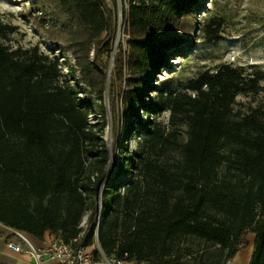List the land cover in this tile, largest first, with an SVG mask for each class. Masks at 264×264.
Here are the masks:
<instances>
[{"label":"trees","instance_id":"1","mask_svg":"<svg viewBox=\"0 0 264 264\" xmlns=\"http://www.w3.org/2000/svg\"><path fill=\"white\" fill-rule=\"evenodd\" d=\"M29 1L28 17L37 31L58 50L72 52L90 92L81 91L73 66L78 89L39 47L12 50L0 44V223L30 238L43 241L50 234L77 248L85 212L92 209L89 229L98 220V205L90 198L100 191L110 162L102 137L114 14L106 0ZM199 2L129 0L123 8L129 39L115 56L110 106L117 118L121 98L123 136L136 122L142 135L137 153L119 151L116 178L129 181L112 179L103 187L99 242L108 259L207 264L204 252L181 262L176 244L192 237L225 250L227 264L253 232L250 264H264V115L233 109L238 95L264 90V71L245 74L223 65L190 85L194 95L154 84L183 43L178 34L190 37L199 28ZM171 30L177 34L167 36ZM14 31L0 22V37ZM204 32L208 42L220 40L211 24ZM83 93L95 94L100 103L81 99ZM93 109L100 127L89 122ZM165 112L171 126H187L188 136L179 147L182 159L169 163L155 157L167 153L175 138L156 123ZM87 238L91 246L93 233ZM95 257L100 259L97 251Z\"/></svg>","mask_w":264,"mask_h":264},{"label":"rangeland","instance_id":"2","mask_svg":"<svg viewBox=\"0 0 264 264\" xmlns=\"http://www.w3.org/2000/svg\"><path fill=\"white\" fill-rule=\"evenodd\" d=\"M114 14L115 30L112 40V50L106 57L108 62L107 87L104 95V105L106 107V127L105 134L102 137L109 146L112 159L109 162L107 171V182L109 180L124 183L129 181V177L122 176L117 180V171L120 161L119 151L121 147H127L131 154L138 152V143L142 135V128L134 123L127 132V123L123 114L121 98L119 99L118 117L114 118L111 111V80L115 79V56L119 47L127 49L129 37L125 32V20L123 8L128 7L129 0H106ZM31 2L29 0H0V22L3 25L14 27L15 31L6 36L0 37V44L9 47L12 50L22 49L30 50L39 47L40 51L56 60L59 68L65 75V78L71 81L72 85L78 89L75 81L72 80L73 66L76 80L80 81V87L83 92L90 89L85 86L77 63L72 52H62L49 42L41 33L37 31L34 23L28 17V10ZM198 14L196 16L199 22L197 28L190 37L182 36L183 43L178 46V50L171 56L169 65L161 68L154 76V84L158 88H165L176 93H188L194 95L190 90V85L196 81L199 76L205 72L215 73L221 66L229 65L248 74L251 71H264V0H200L198 4ZM211 24L213 31H216L220 40L210 43L207 40V34L204 32V26ZM177 34L171 30L167 36ZM93 52L91 59L93 61ZM112 77H114L112 79ZM117 93L121 91L119 85L115 86ZM264 88V83L262 84ZM157 93H153L154 97ZM79 97L87 101L89 97L93 102H98L96 95L92 93H83ZM234 112L242 115L248 114L253 110L259 109L264 115V90L259 94L238 95L233 105ZM170 112H165L157 119L162 129L167 133L174 131L175 138L173 144L167 153L159 156L161 162L169 163L182 159L180 145L188 139L186 134L187 126L181 122L171 126ZM100 116L94 109L91 110L89 122L91 124L102 125ZM146 117L144 118V121ZM123 137V138H122ZM121 139L125 140L123 146H120ZM114 142L115 149H112ZM116 156V157H115ZM88 163V162H87ZM105 181V180H104ZM104 183V182H103ZM103 195V186L97 194L91 196L99 205V197ZM92 209L85 212L81 224L82 237L85 238L93 233V248L98 249L97 233L98 220L93 229H89ZM99 217V216H98ZM101 229V227H100ZM176 251L184 255L182 263L191 262L204 252L207 264H224L226 251L217 245L206 243L196 238H184L177 242Z\"/></svg>","mask_w":264,"mask_h":264},{"label":"built area","instance_id":"3","mask_svg":"<svg viewBox=\"0 0 264 264\" xmlns=\"http://www.w3.org/2000/svg\"><path fill=\"white\" fill-rule=\"evenodd\" d=\"M100 219L101 212H99L98 217V229ZM14 235L18 239V243L10 242L8 243V246L17 253L30 255L38 264L47 258L57 259L58 264H123L125 262L124 260L120 261L117 259L106 258L100 251L99 246L98 254L100 259H96L95 254L86 251L88 238H85L84 236H81L80 245L77 248H74L55 237L50 240L48 246L37 248L31 238L26 234L14 231ZM125 257L127 258L128 255L126 254Z\"/></svg>","mask_w":264,"mask_h":264},{"label":"crops","instance_id":"4","mask_svg":"<svg viewBox=\"0 0 264 264\" xmlns=\"http://www.w3.org/2000/svg\"><path fill=\"white\" fill-rule=\"evenodd\" d=\"M13 229L6 227L0 223V264H38L33 257L28 254L17 253L8 246V243H18V239L14 235ZM50 234H46L43 241L31 237V240L37 248H43L50 244ZM256 235L253 232H247L245 243L237 252L232 260L227 264H250L254 252V243ZM91 246H86V251L95 254L98 249ZM40 264H58L57 259H44ZM123 264H138L137 262H124Z\"/></svg>","mask_w":264,"mask_h":264},{"label":"water","instance_id":"5","mask_svg":"<svg viewBox=\"0 0 264 264\" xmlns=\"http://www.w3.org/2000/svg\"><path fill=\"white\" fill-rule=\"evenodd\" d=\"M111 159H112V155H110V160ZM106 182H107V177L105 178L104 183H102V186L103 187H104V185H105ZM98 204H99L98 205L99 212H101V214H102V195H100V197H99ZM101 220H102V218L100 219L99 229H98V233H97V242H98L100 251L103 252L102 249H101V246H100V242H99V232H100V227H101Z\"/></svg>","mask_w":264,"mask_h":264}]
</instances>
